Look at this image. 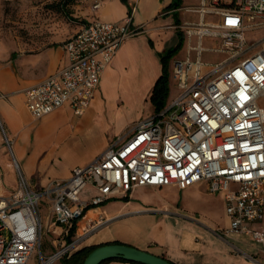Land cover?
Returning a JSON list of instances; mask_svg holds the SVG:
<instances>
[{
    "label": "built area",
    "instance_id": "1",
    "mask_svg": "<svg viewBox=\"0 0 264 264\" xmlns=\"http://www.w3.org/2000/svg\"><path fill=\"white\" fill-rule=\"evenodd\" d=\"M191 10L199 12L200 20L185 26L187 52L172 64L177 92L170 91L164 108L138 118L104 152L75 166L68 178L45 186L29 180L12 153L16 183L8 189L0 165V264H27L36 248L37 264H56L84 237L67 241L88 209L136 186L184 189L196 183L223 195L230 219L223 231L252 236L261 250L246 255L264 264V228L253 226L264 219V107L259 103L264 97V36L256 42L247 39V32L264 29V0H202ZM142 32L131 14L120 22L95 18L83 23L63 44L68 64L25 90L31 115L40 119L63 105L77 116L84 114L121 45ZM193 35L199 38L197 46L191 43ZM207 36H220L226 49L237 51L209 64L202 59ZM252 47L257 48L249 52ZM5 141L12 152L11 142ZM87 185L96 193L85 200L81 192ZM43 204L48 232L62 227L60 246L49 254L42 250Z\"/></svg>",
    "mask_w": 264,
    "mask_h": 264
},
{
    "label": "crops",
    "instance_id": "2",
    "mask_svg": "<svg viewBox=\"0 0 264 264\" xmlns=\"http://www.w3.org/2000/svg\"><path fill=\"white\" fill-rule=\"evenodd\" d=\"M96 1L99 2L97 8L88 5L80 10L72 32L66 34L64 41L57 46L49 45L37 52L22 53L14 58L13 54L9 55L8 50L0 45V123L6 122L8 131L3 127L5 138L15 149L14 156L25 175L38 187L47 185L52 179L68 178L75 166L93 160L92 157L77 158L81 156L82 149L72 141H67L71 132L68 122L57 125L55 140L48 138L47 123L59 119L62 114H66L68 118L77 117L69 105H63L52 113L35 119L26 104L25 90L28 87L41 82L68 64L64 42L77 33L83 23L95 18L120 22L131 14L133 24L144 28V32L127 39L121 45L105 68L93 101L81 115L83 119H91L93 109L101 102L99 95L102 84L107 87L124 84L127 88L145 95L147 100L163 72L161 54L179 43L180 32L184 36V25L192 21L187 17L189 13H197L200 20L199 12L191 8L202 2ZM179 53L180 51L176 56ZM147 101L151 104L149 99ZM0 139L3 140L1 133ZM11 168L15 170L12 166ZM14 185L15 183L11 187ZM165 187H171V191L181 194L186 203L183 205L177 200L159 203L152 200L153 195L160 193ZM95 193L94 187L87 185L81 192V197L88 200ZM204 194L221 197L225 213L224 223L208 219L209 210L201 208L197 203ZM90 211L96 214V218H90ZM200 211L202 216L199 215ZM229 226L230 219L225 210L223 195L209 192L205 183H196L184 189L176 185L136 186L133 190L120 192L100 206L86 211L85 216L78 221L72 239L81 235L84 237L72 253L82 247L117 242L163 256L175 264H255L246 254L260 253L261 245L249 234L223 231ZM253 226L264 228V219ZM61 230L60 225L53 228L56 239L52 241L47 254L54 251L60 243ZM56 264L63 262L60 260ZM102 264L134 263L111 260Z\"/></svg>",
    "mask_w": 264,
    "mask_h": 264
},
{
    "label": "rangeland",
    "instance_id": "3",
    "mask_svg": "<svg viewBox=\"0 0 264 264\" xmlns=\"http://www.w3.org/2000/svg\"><path fill=\"white\" fill-rule=\"evenodd\" d=\"M96 2V0H0V45L8 50L9 55L13 54L14 58H17L22 53L37 52L49 45L57 46L64 41L63 38L66 34L72 32L76 24L75 20L79 18L80 10L88 5L94 7ZM187 17L192 21L186 22V24H195L197 22L194 21L199 20L197 13H189ZM206 18L209 20L216 19L210 15L206 16ZM263 36L264 29L247 32L249 42H256ZM184 37L179 56L174 55L169 62L171 95L177 92V87L172 77L173 61L175 58L184 57L188 48L189 35L186 27ZM191 43L194 46L199 44L197 35L192 36ZM203 46L202 59L209 64H215L237 51L226 49L220 36L205 37ZM217 48H223L224 50L221 51ZM256 48H250L249 52L254 51ZM247 53L238 54V57L233 61L242 59ZM195 55L196 53L193 51V58H195ZM99 96L100 105L93 109L91 119H83L81 116L68 118L66 114H62L59 119L47 123L48 138L55 140L57 137V125L68 122L71 125V132L67 137V141H72L82 149L81 156L77 158L82 159L85 157L88 159L92 157V160L117 140L120 135L130 130L138 118L155 112L151 105L152 103L150 104L147 101L148 99L150 100V96L145 100V95L132 90V88H127L124 84L115 87H107V85L102 84ZM259 103L264 107V97L259 99ZM3 127L8 131L5 121H3V124L0 123V133L3 137L2 141L0 139V165L3 171L4 185L10 189L16 183V171L9 164L12 161V153L14 155L15 149L12 147L11 152L7 141H5L6 136ZM200 188L204 190L203 187ZM171 189V187H165L160 193L153 195L152 200L159 203H163L165 200H177L184 205L186 203L184 197L171 191ZM121 199L124 200L123 197ZM197 203L201 208L209 210L210 218L208 216V219L213 222H225L223 201L219 195L204 194ZM43 207L44 239L42 250L47 253L50 251L52 241L54 242L56 238L55 232H48L47 230L46 217L48 209L45 204H43ZM199 215H203L201 211ZM38 261L39 248H36L27 264H37Z\"/></svg>",
    "mask_w": 264,
    "mask_h": 264
},
{
    "label": "trees",
    "instance_id": "4",
    "mask_svg": "<svg viewBox=\"0 0 264 264\" xmlns=\"http://www.w3.org/2000/svg\"><path fill=\"white\" fill-rule=\"evenodd\" d=\"M179 37H180V40L176 46L169 48L163 54H161L163 72L160 75V77L156 80L154 87L152 89L151 95H150V101L154 106L155 112L160 111L162 108L165 107V105L167 104L169 95H170L169 62H170V59L179 52V50L181 49L184 43V39H185L182 32L179 33ZM75 231H76V226H74L71 231V234L68 238L69 241L72 240V236L74 235ZM97 246L98 245L82 247L76 250L70 256L63 257L62 262L63 264H83L88 254L93 249H95ZM111 260H121V261H126V262H132L134 264H143L140 262L129 261L125 259H108V260L103 261L102 263H105Z\"/></svg>",
    "mask_w": 264,
    "mask_h": 264
},
{
    "label": "water",
    "instance_id": "5",
    "mask_svg": "<svg viewBox=\"0 0 264 264\" xmlns=\"http://www.w3.org/2000/svg\"><path fill=\"white\" fill-rule=\"evenodd\" d=\"M108 259H125L143 264H175L169 259L127 243L99 244L85 258L83 264H101Z\"/></svg>",
    "mask_w": 264,
    "mask_h": 264
},
{
    "label": "bare ground",
    "instance_id": "6",
    "mask_svg": "<svg viewBox=\"0 0 264 264\" xmlns=\"http://www.w3.org/2000/svg\"><path fill=\"white\" fill-rule=\"evenodd\" d=\"M89 216L90 218H93L94 216H96V214L93 211H90Z\"/></svg>",
    "mask_w": 264,
    "mask_h": 264
}]
</instances>
